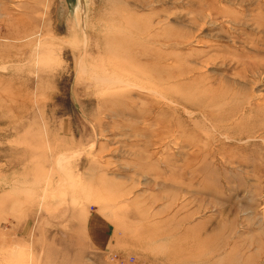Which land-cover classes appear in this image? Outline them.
<instances>
[{
    "label": "rangeland",
    "instance_id": "obj_1",
    "mask_svg": "<svg viewBox=\"0 0 264 264\" xmlns=\"http://www.w3.org/2000/svg\"><path fill=\"white\" fill-rule=\"evenodd\" d=\"M0 264H264V0H0Z\"/></svg>",
    "mask_w": 264,
    "mask_h": 264
}]
</instances>
